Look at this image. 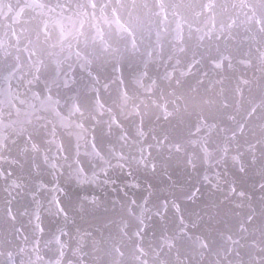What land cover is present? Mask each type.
Wrapping results in <instances>:
<instances>
[{
    "label": "snow or ice",
    "instance_id": "obj_1",
    "mask_svg": "<svg viewBox=\"0 0 264 264\" xmlns=\"http://www.w3.org/2000/svg\"><path fill=\"white\" fill-rule=\"evenodd\" d=\"M0 264H264V0H0Z\"/></svg>",
    "mask_w": 264,
    "mask_h": 264
},
{
    "label": "water",
    "instance_id": "obj_2",
    "mask_svg": "<svg viewBox=\"0 0 264 264\" xmlns=\"http://www.w3.org/2000/svg\"><path fill=\"white\" fill-rule=\"evenodd\" d=\"M208 71H210V73L212 74V76H215L217 72L222 73L225 78H226V83H227V77L231 76V70L227 69L226 67L223 69H219V70H212L211 68L207 69ZM130 71V69H129ZM164 71L163 67H153L152 69H150V75H152L153 77H155L157 75V73H162ZM77 76H79V72L77 71ZM173 167H176V165L174 164ZM176 175L178 177H181L182 179H186L187 177L185 176L184 172L180 169L177 168L176 169ZM144 178L141 177V182H143ZM69 188V192L70 194L74 195L78 190H79V186L72 184V185H68ZM97 194L101 195L102 198H105V193L107 191V197L108 199H111L114 197L115 194L110 193V189H96ZM142 192V189H133L132 192L130 193L131 195H133L134 197H139L140 193ZM210 194L206 193L205 196L202 199H208Z\"/></svg>",
    "mask_w": 264,
    "mask_h": 264
}]
</instances>
